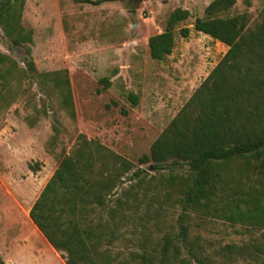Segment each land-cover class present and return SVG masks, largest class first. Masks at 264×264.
<instances>
[{"label":"rangeland","instance_id":"obj_1","mask_svg":"<svg viewBox=\"0 0 264 264\" xmlns=\"http://www.w3.org/2000/svg\"><path fill=\"white\" fill-rule=\"evenodd\" d=\"M82 1L26 0L21 22L32 31L29 54L26 47L11 46L0 30V53L16 65L0 100V257L5 264H65L28 213L79 135L136 164L227 51L223 44L192 31L194 20L204 17L213 0H117L99 6ZM263 6L264 0H252L249 8L237 0L228 16L246 12L255 23ZM177 8L190 15L178 26L190 28V35L181 38L178 28L172 53L153 61L148 39L163 32ZM63 70L74 118L62 109L58 93L38 76ZM129 95L137 97L135 105ZM142 169L144 179L134 189L143 199V221L128 223L111 249L113 255L140 251V241L145 250L166 236L180 241V228L185 226L181 257L189 259L188 253H194L198 261L189 259L191 264L264 263V224H232L222 218L235 208L248 207L241 195L249 186L264 196L263 177L233 168L241 194L221 193L208 212L189 213L181 221L180 206L174 198H165L166 180L170 175L185 177L187 167ZM228 246L247 248L251 254L228 255Z\"/></svg>","mask_w":264,"mask_h":264},{"label":"trees","instance_id":"obj_2","mask_svg":"<svg viewBox=\"0 0 264 264\" xmlns=\"http://www.w3.org/2000/svg\"><path fill=\"white\" fill-rule=\"evenodd\" d=\"M117 0H83L99 6ZM246 8L252 0H240ZM26 0H0V30L11 46L30 50L32 31L22 25ZM237 0H213L196 18L192 31L203 34L227 47L226 53L201 82L187 103L153 142L149 153L133 164L101 144L79 135L75 147L62 157L52 177L29 210L28 217L50 247L65 264H191L198 261L189 252L181 257V244L186 243L185 226L180 237H164L151 250L113 255L112 247L129 222L143 221L140 214L143 199L135 187L143 177V166L154 172L163 167H187L183 178L170 175L166 180L167 201L180 206L179 219L189 213H204L221 193L237 189L241 171L264 178V6L258 21L250 23L246 12L228 16ZM190 18L188 11L171 12L162 33L148 39L149 56L161 62L174 48L175 32ZM191 29L181 27V38ZM16 68L15 63L0 53V100L2 89ZM41 83L56 91L60 104L74 118L72 95L67 72L55 71L38 75ZM128 98L135 105L137 97ZM138 167V168H137ZM137 168L135 171H133ZM132 172V175L126 176ZM133 180H137L132 184ZM130 182V183H129ZM126 183L129 185L126 187ZM234 184L236 189H230ZM176 195V197H173ZM244 210L235 208L222 218L229 223L264 224L263 194L248 187L241 195ZM219 212V211H215ZM217 213H215L217 215ZM226 247V254L244 257L248 249ZM260 251V249H257ZM0 264H5L0 257ZM264 264V263H263Z\"/></svg>","mask_w":264,"mask_h":264}]
</instances>
